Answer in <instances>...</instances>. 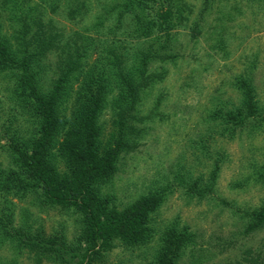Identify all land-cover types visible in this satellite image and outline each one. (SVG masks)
<instances>
[{
  "label": "rangeland",
  "instance_id": "374dc122",
  "mask_svg": "<svg viewBox=\"0 0 264 264\" xmlns=\"http://www.w3.org/2000/svg\"><path fill=\"white\" fill-rule=\"evenodd\" d=\"M40 1L30 0L31 7ZM127 1L57 0L53 10L46 3L42 8L66 37L77 35L80 45L90 46L87 63L105 73L113 53L151 57L144 71L150 80L135 105L143 137L132 152H122L118 174L101 191L119 210L141 196L163 194L164 201L151 215L148 244L125 246L115 240L83 264H152L165 258L170 264H263L264 0H148L142 11L123 10ZM137 12L155 27L140 33L133 21ZM166 13L169 21L161 17ZM106 75L118 79L116 73ZM238 75L251 85L244 99L232 88ZM7 84L0 75V136L10 134L6 125L18 110L6 101ZM113 84L111 97L118 90ZM240 105L249 117L243 124ZM71 109L70 102L59 108L66 118ZM214 112L231 121L224 125ZM27 117L25 128L33 130ZM109 119L107 113L102 120L106 131ZM8 145L2 137L0 146ZM9 161L0 150V167ZM37 200L0 194V213L13 217L10 234L24 227L21 234L27 229L45 237L58 233L69 241L78 235L79 211L52 206L45 195ZM40 260L25 249L0 247V264H59Z\"/></svg>",
  "mask_w": 264,
  "mask_h": 264
},
{
  "label": "trees",
  "instance_id": "16d2710c",
  "mask_svg": "<svg viewBox=\"0 0 264 264\" xmlns=\"http://www.w3.org/2000/svg\"><path fill=\"white\" fill-rule=\"evenodd\" d=\"M56 1L41 0L39 6L31 7L30 0H0V75L10 83L5 86L6 101L18 109L6 125L10 134L0 136L9 143L0 150L4 149L10 158L8 167H0V194L31 198L33 202L45 195L52 206L74 208L79 211V232L71 241L58 233L45 237L39 232L30 234L27 229L21 234L24 227L12 235L7 230L14 227L13 217L1 212L0 247L13 246L18 252L25 249L39 261L44 257L70 264L78 259L76 264H83L98 247L108 249L115 240L125 246L148 244L151 215L164 201L163 194L141 196L119 210L112 206L113 197L101 191L118 174L122 152H132L142 136L136 126L141 120L135 105L141 88L150 80L144 71L151 57L145 54L140 59L139 53L129 56L123 50L106 58V73L89 65L86 56L90 46L80 45L77 35L75 39L66 37L51 19L47 20L43 4L53 10ZM145 1L148 0H128L123 10L134 6L145 10ZM161 17L164 21L171 19L170 13ZM143 20L142 13L134 14L140 33L155 27L153 22ZM171 25L168 23V27ZM109 72L116 73L118 79L109 80ZM48 74L57 77L52 80ZM245 79L238 75L232 86L243 99L251 90ZM113 82H117L118 90L111 97ZM68 102L72 109L66 118L59 108ZM3 103L0 96V116ZM238 110L243 124L249 117L241 105ZM107 113L108 131L102 121ZM25 115L27 121L33 122V130L25 128ZM215 117L218 118L216 114ZM218 119L224 125L231 121ZM262 215L264 222V211ZM168 241L173 244L170 237ZM165 255L166 252L161 257ZM170 263L165 258V262L162 259L152 264Z\"/></svg>",
  "mask_w": 264,
  "mask_h": 264
}]
</instances>
